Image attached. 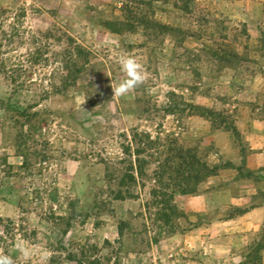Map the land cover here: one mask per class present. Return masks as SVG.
Instances as JSON below:
<instances>
[{"label": "rangeland", "instance_id": "rangeland-1", "mask_svg": "<svg viewBox=\"0 0 264 264\" xmlns=\"http://www.w3.org/2000/svg\"><path fill=\"white\" fill-rule=\"evenodd\" d=\"M121 55L147 79L117 97ZM18 243L264 264V0H0V253L26 264Z\"/></svg>", "mask_w": 264, "mask_h": 264}, {"label": "clouds", "instance_id": "clouds-1", "mask_svg": "<svg viewBox=\"0 0 264 264\" xmlns=\"http://www.w3.org/2000/svg\"><path fill=\"white\" fill-rule=\"evenodd\" d=\"M117 62L125 78L119 84H113L111 87L114 96L119 97L128 94L131 90L144 83L147 77L142 70V65L138 63L136 59L121 55ZM17 250L24 258L26 264L37 256L40 264H44L48 259V254L46 252H37V250L23 243L17 244ZM0 264H13V260L10 256L0 253Z\"/></svg>", "mask_w": 264, "mask_h": 264}]
</instances>
